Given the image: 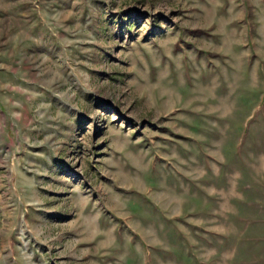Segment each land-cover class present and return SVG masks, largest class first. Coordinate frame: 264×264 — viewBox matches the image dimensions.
Instances as JSON below:
<instances>
[{
    "label": "rangeland",
    "instance_id": "obj_1",
    "mask_svg": "<svg viewBox=\"0 0 264 264\" xmlns=\"http://www.w3.org/2000/svg\"><path fill=\"white\" fill-rule=\"evenodd\" d=\"M0 264H264V0H0Z\"/></svg>",
    "mask_w": 264,
    "mask_h": 264
},
{
    "label": "crops",
    "instance_id": "obj_2",
    "mask_svg": "<svg viewBox=\"0 0 264 264\" xmlns=\"http://www.w3.org/2000/svg\"><path fill=\"white\" fill-rule=\"evenodd\" d=\"M162 205H164V202H162Z\"/></svg>",
    "mask_w": 264,
    "mask_h": 264
}]
</instances>
